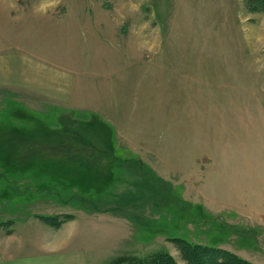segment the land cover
Masks as SVG:
<instances>
[{"label":"rangeland","instance_id":"374dc122","mask_svg":"<svg viewBox=\"0 0 264 264\" xmlns=\"http://www.w3.org/2000/svg\"><path fill=\"white\" fill-rule=\"evenodd\" d=\"M0 60L16 256L264 264L261 0H0Z\"/></svg>","mask_w":264,"mask_h":264},{"label":"trees","instance_id":"16d2710c","mask_svg":"<svg viewBox=\"0 0 264 264\" xmlns=\"http://www.w3.org/2000/svg\"><path fill=\"white\" fill-rule=\"evenodd\" d=\"M252 0H248V3L250 4ZM261 3L264 7V0H261ZM78 133L77 132H73L71 133V131L69 132H65L64 133H58V137L62 136V138H67V139H73L76 140V135ZM140 166L141 169H144V165L142 164V162H137ZM126 165H128V163H126ZM147 186L145 185H140V189L143 191ZM148 188L150 189V186H148ZM152 189H155L151 186ZM150 189V190H152ZM159 194L162 195V191H159ZM157 193V195H159ZM85 201V200H84ZM82 201V202H84ZM96 201H90V200H86V202L84 204H82V207L91 213H96V212H107L108 210H103L100 208V206L98 204L95 203ZM90 204H93L94 206H91ZM85 205V206H83ZM86 205L89 206L86 208ZM92 208V209H91ZM180 243L184 244V246L188 249L190 255H194L195 257V262L197 264H211L210 263V259H208L207 257H209L208 255L202 254V253H209L210 251L213 250V248H210L208 246H204L201 244H191L188 243L185 240H180ZM217 250L215 252H219V249H214ZM202 255V259L199 256ZM207 260V261H205ZM242 262V261H241ZM242 263L244 264H248L247 262L243 261ZM112 264H178L177 261L175 260V258L166 252H158V253H154L151 254L149 256H147L146 258H138V259H131V258H125V257H120L118 260H116L114 263ZM213 264V263H212Z\"/></svg>","mask_w":264,"mask_h":264},{"label":"crops","instance_id":"0c3cea01","mask_svg":"<svg viewBox=\"0 0 264 264\" xmlns=\"http://www.w3.org/2000/svg\"><path fill=\"white\" fill-rule=\"evenodd\" d=\"M6 60L8 61V58ZM9 241L0 240V264H87L84 258L86 251L83 249L77 252L68 251L69 254L63 256V247L57 246L49 253L46 251L47 254L43 256V259L40 257L28 259L23 256H16V251H13Z\"/></svg>","mask_w":264,"mask_h":264}]
</instances>
